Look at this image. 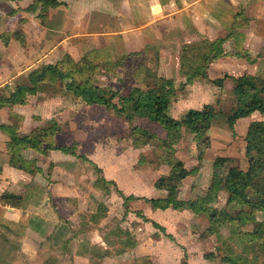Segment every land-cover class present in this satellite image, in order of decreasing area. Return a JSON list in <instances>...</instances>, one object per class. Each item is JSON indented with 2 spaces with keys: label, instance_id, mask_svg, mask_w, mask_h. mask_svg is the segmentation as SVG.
Returning <instances> with one entry per match:
<instances>
[{
  "label": "crops",
  "instance_id": "obj_1",
  "mask_svg": "<svg viewBox=\"0 0 264 264\" xmlns=\"http://www.w3.org/2000/svg\"><path fill=\"white\" fill-rule=\"evenodd\" d=\"M31 4V0H0V126L13 128L18 136H25L54 122L60 129L54 135L55 146L69 148L73 144L76 149L74 155L61 151L40 154L23 148L18 151L11 137L0 130V197L9 193L18 202L7 204L0 199V264H22L20 260L27 258L30 261L25 260L26 263L33 264L44 245L61 250L65 258L70 254L69 262L63 259L62 264H87L91 258L78 249L74 251L72 244L80 245L77 237L89 228L79 218L94 213L95 197L103 187L98 179L105 180V187L111 184L110 205L117 202L115 199L122 200L118 192L124 198L152 199L161 192L154 190V182L165 176L169 168L146 161V168L153 167L154 175H140L139 164L122 159L127 158L122 153V144L111 149L110 144L104 143L105 135L90 129L92 122L97 123L94 115L99 116L100 123L123 121L101 106L84 107L65 90V82L41 84L23 106L7 104L9 93L26 84L31 71L40 72L46 65L60 66L64 62L60 68L65 70L91 56L112 57L110 42L116 47L112 51L120 57L134 54L146 56V60L158 58L157 79H171L163 69L167 58L165 41L176 43L172 48L178 47L182 57L186 44H183L184 28L208 42L227 37L223 44L226 53H248V59L225 57L209 64L208 80L221 79L212 78L215 74H228L230 82L245 74L264 80V0H63L62 5L44 14L40 6L30 12ZM152 16L158 17L152 20ZM16 32H19L17 39ZM185 68L180 67L186 74L188 67ZM199 81L194 80L192 86ZM259 114L255 112L236 122L234 130L239 138L246 135L251 122L264 123V115ZM211 130L215 133L214 127ZM131 149L136 151L132 146ZM213 150L211 139L207 152ZM18 158L28 162L25 169L12 166ZM95 167L100 170L99 177ZM189 180L190 177L186 178L182 185ZM151 186L153 197L149 195ZM191 195L188 189L183 197L188 199ZM110 205L106 204L108 210L112 208ZM150 213L182 215L171 209ZM131 251L133 248L122 255Z\"/></svg>",
  "mask_w": 264,
  "mask_h": 264
},
{
  "label": "rangeland",
  "instance_id": "obj_2",
  "mask_svg": "<svg viewBox=\"0 0 264 264\" xmlns=\"http://www.w3.org/2000/svg\"><path fill=\"white\" fill-rule=\"evenodd\" d=\"M157 17L152 16V20H155ZM134 23L139 24L141 21H135ZM183 33L185 36L183 44L186 43L183 45L185 52L182 55H184V58L179 55L178 47L172 48L176 43L169 39L165 41L167 58L163 69L167 77H171L174 81L176 89L175 98L168 112L169 116L182 120L188 110H199L205 105H212L217 111L228 115L230 108L235 105V100L237 99L233 95L235 84L233 85L229 81V77L224 81L221 88L212 84L210 80L202 79H199L200 81L195 86H192V84L186 86L180 85L186 80V76L184 75L185 70H181L180 67H186L185 69L187 70V67L190 65L194 67L200 65L202 63V54L208 51V44L204 42L206 40L200 39L188 28H184ZM112 45V42L108 44L112 57L99 59L91 56L87 59L88 63L99 67L93 75L95 84L104 89H114V91L122 93L138 87L140 90L146 91V88L156 84V79L159 75L158 58L151 57L149 60H146V56L139 57L130 54L128 55L129 59L126 61L125 58L127 56L122 58L119 54L114 53L112 50L116 47ZM245 54L248 56V53ZM122 62H126V64L122 65ZM187 63L190 64L188 65ZM70 64H73V62L70 61ZM216 75L218 74H215L212 78L228 76V74ZM95 114H98V112H95ZM93 117L97 118V123L92 122L93 126L90 129H94V133L100 131L105 135L103 137L104 143L110 144L112 146L111 149L117 147V144H122L124 146L122 153L127 158H122V156L120 158L124 161L135 162L136 165L139 164L138 170L140 175L153 174V167L149 166L146 168V161L151 162L152 165L158 164L157 155L160 154V150L155 148L157 147L155 144L152 146L141 144L142 142L137 140V134H132L131 130L136 126L149 131L157 137H164L165 133L160 126L150 124L147 119L143 118H135L132 122H126L123 118L118 117L123 122L118 120V122L114 123H100L99 116L94 115ZM212 127L215 128V133L211 130ZM233 131L224 120L216 118L206 134L205 140H202V144L199 145L194 140V135L188 134L182 129L181 137L174 146L175 157L182 162L184 161L183 163L186 165L184 167L189 171L196 169L197 173L190 176L191 180L185 182L184 186L181 184L178 188L177 195L179 199L182 198L181 200L186 201L196 198V194L191 195L188 199L183 197L185 193L187 195L188 189L190 190V194L194 193L195 189H197L196 192L198 194L208 189L211 183L213 163L216 158L229 159L230 164H226L225 167L237 166L242 169L247 168L244 142L246 135L239 138L238 132L236 134L235 130ZM211 132L213 136H211ZM211 139L214 141L215 150L208 153L207 149L210 148ZM131 146L136 151H132ZM70 147L68 154L74 155L76 146L72 144ZM118 147L120 148V146ZM77 158L79 159V157ZM94 171L96 176L99 177L100 173L98 172L100 170L95 169ZM103 187L100 188L102 193L100 191L95 197L93 203L94 213H88L79 218L81 223L89 226L83 235L77 237L80 245L72 244V248L75 249L74 251L78 249V251L88 254L91 260L87 264H146V261L143 260L136 261L142 257L149 258L148 263L150 264H161L160 261L163 258L164 264H226L221 263V258L224 255H241L243 258L248 259L251 264H264V250L259 246H248V244L241 241L238 237L229 234L225 230H219L215 235H204V231L209 228L204 216H196L184 209H171L175 212H182V215L178 213L171 215L165 213L158 216V214L150 213V210H155L145 202L146 197H135L136 200L125 201L126 198L119 192V197L122 200L115 199L117 202H113L110 205L108 199L112 189L111 184H108L104 189ZM185 187L186 191L184 190ZM152 188L151 186L152 192L149 194L151 196L153 195ZM154 190L161 191L155 187ZM112 191L114 192L115 190L113 189ZM165 196L166 193L161 191L160 193L157 192L154 197L152 196V199L164 198ZM228 199L229 196L226 192L221 193L220 199L216 203L217 210L227 208L229 206ZM87 202L90 206V202ZM106 204H109L112 208L108 210ZM237 209L228 208L227 210L231 214H235ZM134 212L142 214L143 218L138 217ZM186 212L189 214H186ZM91 215L93 219L89 218ZM256 218L257 221H262L264 219V212L257 213ZM153 224H160L159 226L164 228V232L155 228ZM253 227H246L245 230L251 231ZM126 241L129 242V245L134 244V248L136 249L133 248V251H131L132 254L134 253V257L131 253L122 255L126 252L125 250L124 252L121 251L125 249V244H122ZM39 249L40 251L35 257L33 264H62L63 259L65 262H69L70 254H68V258H65V254L61 250L55 249L56 251H54L45 245ZM209 251H213L215 257L205 258V255ZM96 259H99V263L96 262ZM25 260L30 261L29 258ZM25 260H20V262L22 264H29Z\"/></svg>",
  "mask_w": 264,
  "mask_h": 264
},
{
  "label": "trees",
  "instance_id": "obj_3",
  "mask_svg": "<svg viewBox=\"0 0 264 264\" xmlns=\"http://www.w3.org/2000/svg\"><path fill=\"white\" fill-rule=\"evenodd\" d=\"M32 4L28 9L34 12L40 6L41 14L49 9L62 5L63 0H31ZM19 32L15 33L17 39ZM3 37V36H2ZM227 37L218 38L208 44V51L203 53L202 63L197 66L190 65L186 72V80L181 86L190 85L196 79L208 80L207 70L209 64L225 57L246 58V54H230L223 49V44ZM21 42V41H20ZM183 49V48H182ZM185 52V50H182ZM126 57V56H122ZM184 58V55H183ZM129 59L127 56L126 58ZM188 61V60H187ZM191 63V62H190ZM189 63V64H190ZM66 63L46 65L40 72L31 71L26 77V84L14 88L7 99L9 105L23 106L27 103L28 96H33L38 92L41 84H55L65 82V90L74 98L78 99L82 105L88 109L98 106L103 107L108 113H113L126 122H132L135 118L147 119L150 124L158 125L164 131V137H157L149 131L134 126L132 134H137V140L146 146L155 144L156 149L160 150L157 155L158 165L166 166L169 172L154 182V187L166 193V196L158 199H145L153 210L166 211L187 210L196 216H204L209 228L204 231V235L213 234L217 231L225 230L229 234L238 237L241 241L251 247L259 246L264 250V219L257 221V213L264 212V123L251 122L246 136L245 156L247 158V168L242 169L237 166L225 167L230 164L227 158H216L213 163L211 183L207 190L196 194L194 200H181L177 195L178 188L182 182L194 175L197 170H187L184 164L175 157L174 146L178 143L182 129L188 134L194 135V140L199 145L205 140L212 122L215 118L223 119L228 127L234 132V125L241 118H248L255 112L264 115V80L250 75H243L232 78L235 84L233 95L237 99L235 105L230 108L229 114L224 115L217 111L212 105H205L202 109L188 110L182 120H177L169 116V110L175 98L176 89L174 81L166 78H158L156 86L146 91L139 88L130 89L128 92L104 89L93 81V75L97 72L98 66L90 64L85 60L75 63L70 68L62 70L60 67ZM126 62H122V65ZM188 64V63H187ZM188 64V65H189ZM228 76L211 81L212 84L220 87ZM11 137V140L19 151L20 149H32L40 154L50 151H61L68 153L69 148L56 147L54 135L60 131L56 123L51 122L48 126L31 130L25 136H18L15 129L0 126ZM200 142V143H199ZM71 149V147H70ZM79 159L88 162L84 157ZM27 161L18 158L12 162V166L25 169ZM94 166V165H93ZM95 169H97L95 167ZM94 169V170H95ZM100 173V171L98 172ZM100 183L105 186L107 183L103 178H99ZM226 192L229 196L228 207L217 210L216 203L220 199L221 193ZM120 193V192H119ZM198 194V195H197ZM194 196V197H195ZM14 196L9 193L1 195L2 202L7 204H17ZM136 200L135 197H128L125 201ZM228 208H238L235 214H231ZM138 217L143 218L137 212ZM145 221H147L145 219ZM155 228L164 232V228L158 224H153ZM254 226L251 231L245 228ZM124 250L134 248V244L126 241ZM122 252V253H123ZM213 251H209L205 258H213ZM146 261L149 258L142 257L136 261ZM221 263L226 264H251L249 260L241 255L228 256L221 258Z\"/></svg>",
  "mask_w": 264,
  "mask_h": 264
}]
</instances>
